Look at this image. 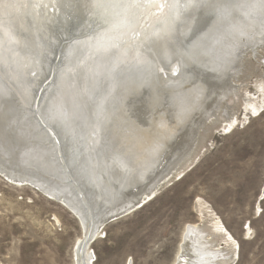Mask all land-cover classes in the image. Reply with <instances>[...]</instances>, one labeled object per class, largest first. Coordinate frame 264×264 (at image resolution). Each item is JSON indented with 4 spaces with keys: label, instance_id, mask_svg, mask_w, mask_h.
<instances>
[{
    "label": "bare ground",
    "instance_id": "6f19581e",
    "mask_svg": "<svg viewBox=\"0 0 264 264\" xmlns=\"http://www.w3.org/2000/svg\"><path fill=\"white\" fill-rule=\"evenodd\" d=\"M125 5L0 0V128L10 120L16 129L0 139V176L72 214L81 229L75 264L95 260L83 233L99 231L103 217L130 214L163 182L166 187L183 175L203 143L199 126L216 116L226 92L238 94L230 78L239 55L264 45V0H125ZM194 28L198 32L191 34ZM53 39L57 46L63 40L67 50L50 70L41 59L54 56ZM35 90L42 93L37 110ZM53 106L63 122L50 119ZM108 143L116 144L111 156L101 152ZM92 154H100L94 162L99 174L83 191L86 183L79 177L92 181ZM197 210L202 215L185 227L172 264H231V239L200 206Z\"/></svg>",
    "mask_w": 264,
    "mask_h": 264
},
{
    "label": "rangeland",
    "instance_id": "374dc122",
    "mask_svg": "<svg viewBox=\"0 0 264 264\" xmlns=\"http://www.w3.org/2000/svg\"><path fill=\"white\" fill-rule=\"evenodd\" d=\"M258 45L239 52L230 78L238 94L226 92L217 117L199 126L203 143L183 175L103 227L91 244L93 264H172L185 227L202 215L199 206L231 239V264H264V45ZM80 235L60 204L0 176V264H75Z\"/></svg>",
    "mask_w": 264,
    "mask_h": 264
},
{
    "label": "water",
    "instance_id": "95a60500",
    "mask_svg": "<svg viewBox=\"0 0 264 264\" xmlns=\"http://www.w3.org/2000/svg\"><path fill=\"white\" fill-rule=\"evenodd\" d=\"M208 18H212V16H210V15H208ZM204 20H206V18H204ZM205 23V22H204ZM197 31V29H193L190 33L191 34H194L195 32ZM198 32V31H197ZM54 37H55V35H54ZM192 38H193V36H192ZM191 39V38H190ZM189 39V40H190ZM188 39H187V41H189ZM66 41V40H65ZM186 41V42H187ZM52 42V41H51ZM50 42V47L52 48V51L54 52V56H45L44 57V61H45V63H46V68L48 67V65L50 66V70H51V68L53 67V65L54 64H56V63H58V60L60 59V55H62V54H60V52L61 53H63L64 51H65V49H66V44H65V42H63V40H62V42H61V44L59 45V46H57L58 45V43H59V41L58 40H54L53 39V44ZM182 44H183V42H182ZM65 46V47H64ZM183 46L185 47L186 45L185 44H183ZM59 49H58V48ZM63 47V48H62ZM68 48V47H67ZM67 50V49H66ZM68 50H69V48H68ZM49 73V70L47 71V73H46V75ZM45 74H44V76H46ZM52 78V77H51ZM51 78L50 79H48V83L49 82H51L52 80H51ZM43 86H45L44 84H43ZM41 89H42V87H41ZM43 90V89H42ZM36 92V93H35ZM35 92H34V109L35 110H37V106H38V100H39V98H40V96L42 95V93H41V90H39V91H36L35 90ZM40 92V93H39ZM36 95V96H35ZM38 101V102H37ZM90 101V100H89ZM2 102H3V100L0 102V104H2ZM98 109H100V108H98ZM98 109H97V111H98ZM35 118L37 119V122H39V124L43 127V128H46V124L44 123V121H43V119L42 118H40V115L39 114H35ZM103 118H102V116L101 117H99V119L98 120H102ZM9 121V122H8ZM7 121V123H6V125H5V127H2L1 126V128H0V139H3V135L4 136H8V134H11V133H15V127L14 126H12L11 125V121L10 120H8ZM86 125V124H85ZM15 129V130H14ZM14 130V131H13ZM18 130V129H17ZM13 131V132H12ZM0 142L1 143H3L1 140H0ZM54 143H57V141L56 142H54ZM53 142H52V145L54 144ZM109 145H110V147L109 148H107V149H105V148H103L102 150H101V152H105L106 153V155H108V156H111V154L113 153V150H111L112 149V147L113 148H116L115 147V143H108ZM3 145V144H2ZM0 147H1V145H0ZM98 155H100V154H97V156ZM15 156V154H12V157H14ZM97 156H94L93 154L90 156V159H89V161H88V166H90V168L92 169V174H88V175H90L91 177H92V181L87 177V175L86 176H84L83 175V178H81V177H79L80 179H82V180H84L85 181V183H86V187H83L82 188V190L84 189V190H87V191H89V189H88V184L87 183H94L95 181H96V179L98 178L97 177V175L99 174L98 173V169L95 167V165H94V162H95V157H97ZM91 161H92V163H91ZM94 166V167H93ZM94 169L96 170V171H94ZM96 173V174H95ZM89 176V177H90ZM5 178V177H4ZM6 179V178H5ZM7 180V179H6ZM8 181V180H7ZM64 183V182H63ZM83 190V191H84ZM94 191V190H93ZM95 192V191H94ZM89 205V204H88ZM134 208V207H133ZM132 209V208H131ZM85 211H86V209H85ZM132 211V210H131ZM129 212L130 211H127V212H125V213H120V214H118V215H109V216H107V217H103L104 218V220H103V223H100V224H98V225H96L97 226V230H99V231H101V229L103 228V227H105L108 223H110V222H113V221H117V220H119V219H121V218H123V217H125V216H127L128 214H129ZM85 216H86V219H87V224H88V226H91V224H92V220H91V218H90V214H89V212L87 211L86 212V214H85ZM95 226V227H96ZM92 230H93V228H92ZM99 231H96L95 233H92V232H90L89 234H87V235H85L84 233H83V239H85V243L87 244V247L89 246V245H91V243L95 240V238H96V236H97V234L99 233ZM92 233V234H91ZM77 254V253H76ZM76 257H77V255H76Z\"/></svg>",
    "mask_w": 264,
    "mask_h": 264
},
{
    "label": "snow or ice",
    "instance_id": "6c2138e0",
    "mask_svg": "<svg viewBox=\"0 0 264 264\" xmlns=\"http://www.w3.org/2000/svg\"><path fill=\"white\" fill-rule=\"evenodd\" d=\"M132 2L134 3L135 0H132ZM115 6L118 7H124L125 5V0H114ZM160 7H163V5H161ZM49 117L50 119H52L54 122H63L62 121V114L60 112V109L56 106H53L50 111H49ZM159 146L157 145L156 148H158Z\"/></svg>",
    "mask_w": 264,
    "mask_h": 264
}]
</instances>
